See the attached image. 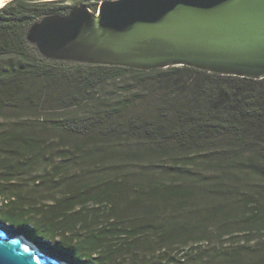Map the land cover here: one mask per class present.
<instances>
[{
	"label": "trees",
	"instance_id": "obj_1",
	"mask_svg": "<svg viewBox=\"0 0 264 264\" xmlns=\"http://www.w3.org/2000/svg\"><path fill=\"white\" fill-rule=\"evenodd\" d=\"M64 1L0 8V224L67 264H264V78L46 59Z\"/></svg>",
	"mask_w": 264,
	"mask_h": 264
},
{
	"label": "water",
	"instance_id": "obj_2",
	"mask_svg": "<svg viewBox=\"0 0 264 264\" xmlns=\"http://www.w3.org/2000/svg\"><path fill=\"white\" fill-rule=\"evenodd\" d=\"M29 37L50 60L264 78V0H107L46 16ZM2 230L0 264H57Z\"/></svg>",
	"mask_w": 264,
	"mask_h": 264
},
{
	"label": "rangeland",
	"instance_id": "obj_3",
	"mask_svg": "<svg viewBox=\"0 0 264 264\" xmlns=\"http://www.w3.org/2000/svg\"><path fill=\"white\" fill-rule=\"evenodd\" d=\"M78 1H79V0H65V1H64V4L69 5V6L78 7V6H81V5L76 6V4L78 3ZM103 1H107V0H98V4H97V6H96L95 9L90 8V7H89L88 5H86V4H84V6L90 8V10H92L93 12H95V11H98V10H99L100 4H101ZM110 1H111V0H110ZM135 91H136V89H134V88H129V90H128V91L125 90V92L111 93V94L109 93V94H108V95H109L108 98H109V99H111V98H112V99H117L118 97H119V98L127 97V96L131 95L132 93H134ZM75 111H77V109H74L73 111H72V110L67 111L66 113H67V114H72V113L75 112ZM154 170L160 172V171H161V168H160L159 166H157V167L154 168ZM0 227L5 229V226H2V224H0Z\"/></svg>",
	"mask_w": 264,
	"mask_h": 264
},
{
	"label": "bare ground",
	"instance_id": "obj_4",
	"mask_svg": "<svg viewBox=\"0 0 264 264\" xmlns=\"http://www.w3.org/2000/svg\"><path fill=\"white\" fill-rule=\"evenodd\" d=\"M1 3V1H0ZM6 236L10 237V238H14L15 240H18L20 242H22L23 244H25L26 246H28L29 248H31L32 250H34L35 252L41 254L42 252L37 248V246L35 244H33L32 242L30 241H27L26 238H24L23 236H17L16 237H13L15 235L5 231V230H2ZM43 254V253H42ZM45 257L49 258L50 260H53L54 262H56L57 264H67L65 262H60L57 258H51L50 256L46 255L45 254Z\"/></svg>",
	"mask_w": 264,
	"mask_h": 264
},
{
	"label": "flooded vegetation",
	"instance_id": "obj_5",
	"mask_svg": "<svg viewBox=\"0 0 264 264\" xmlns=\"http://www.w3.org/2000/svg\"><path fill=\"white\" fill-rule=\"evenodd\" d=\"M109 1H110V0H109ZM81 6H84V5H81ZM78 7H79V6H78ZM74 8H76V7H73L72 9H74ZM72 9H71V10H72ZM71 10H70V11H71Z\"/></svg>",
	"mask_w": 264,
	"mask_h": 264
}]
</instances>
